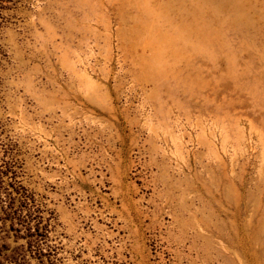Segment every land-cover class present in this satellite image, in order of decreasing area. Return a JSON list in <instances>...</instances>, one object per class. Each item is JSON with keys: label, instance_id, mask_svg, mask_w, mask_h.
Wrapping results in <instances>:
<instances>
[{"label": "rangeland", "instance_id": "obj_1", "mask_svg": "<svg viewBox=\"0 0 264 264\" xmlns=\"http://www.w3.org/2000/svg\"><path fill=\"white\" fill-rule=\"evenodd\" d=\"M0 264H264V0H0Z\"/></svg>", "mask_w": 264, "mask_h": 264}, {"label": "bare ground", "instance_id": "obj_2", "mask_svg": "<svg viewBox=\"0 0 264 264\" xmlns=\"http://www.w3.org/2000/svg\"><path fill=\"white\" fill-rule=\"evenodd\" d=\"M232 11H236V12H238L236 8H233Z\"/></svg>", "mask_w": 264, "mask_h": 264}]
</instances>
